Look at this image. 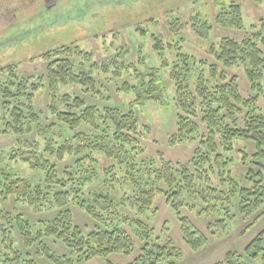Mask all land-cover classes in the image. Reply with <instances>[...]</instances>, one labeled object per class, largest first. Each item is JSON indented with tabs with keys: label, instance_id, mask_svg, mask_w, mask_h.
<instances>
[{
	"label": "trees",
	"instance_id": "trees-1",
	"mask_svg": "<svg viewBox=\"0 0 264 264\" xmlns=\"http://www.w3.org/2000/svg\"><path fill=\"white\" fill-rule=\"evenodd\" d=\"M33 1L42 5L37 12L47 9L43 0ZM220 18L222 25L243 27L240 4H230ZM177 22H172L174 31ZM198 22L202 25L193 24L194 31L208 36L211 25ZM182 41L164 48L158 38L155 48L160 53L174 50L170 78L177 130L169 143H196L186 162H173L162 152L146 156L145 133L134 110L101 109L66 90L72 84L96 85L88 72L75 71L74 56L82 54L79 47L44 53L45 76L21 77L12 65L3 70L7 73L0 76V136L10 137L13 144L0 152V199L12 197L31 205L35 213L42 207L59 210L32 221L0 207V264H87L94 258L112 264L111 254L130 256L138 250L130 264H177L182 251L170 237L156 235L147 222L158 210L153 207L157 195L175 213L193 252L209 237L184 209L196 216L217 213L221 218L206 224L212 234L225 230L236 215L257 221L264 207V107L259 103L264 96V22L240 40L222 37L211 44L207 53L213 62L184 51ZM83 54L90 59V53ZM239 68L252 91L248 96L238 76L227 72ZM157 71L149 68L140 74L137 86L125 84L124 91H139L137 102L162 99L155 96L165 91ZM42 88L50 95L46 111L36 106ZM237 139L251 142L254 151L237 148ZM22 163L47 175L33 183L18 168ZM235 163L243 166L245 185L233 175ZM59 166L64 173L60 177ZM69 203L99 224L85 232L66 207ZM49 240L68 253L58 254ZM255 261L264 264V229L242 251H229L215 264Z\"/></svg>",
	"mask_w": 264,
	"mask_h": 264
},
{
	"label": "rangeland",
	"instance_id": "rangeland-1",
	"mask_svg": "<svg viewBox=\"0 0 264 264\" xmlns=\"http://www.w3.org/2000/svg\"><path fill=\"white\" fill-rule=\"evenodd\" d=\"M46 3L48 8L37 12L42 5L38 2L34 4L33 0L26 2V5L25 0H0V76L4 78L7 67L11 65L21 77L45 76L48 61L42 57L44 53L52 51L50 53L54 54V51L65 50L68 46L69 49L77 46L82 54L74 56L75 71L88 72L96 85L92 88L72 84L66 90L101 109L134 110L145 133L146 156L162 152L173 162H186L196 143L174 146L169 143L177 130L173 101L175 86L170 78L174 50L165 49L160 53L155 48L158 38L164 48L168 43L183 39L184 51L198 59L213 62L207 53L211 44H217L222 37L240 40L254 25L264 22V0H47ZM232 3L242 7L241 29L222 25L220 21L221 13L227 11ZM13 13H17V16L9 18ZM198 19L211 25L208 36L205 31H202L203 34L194 31L195 26L202 25ZM175 20H178L174 24L176 31L172 29ZM179 24H182V29ZM140 29L145 33L142 34ZM83 52L90 53V59L84 58ZM149 68L158 70L165 91L163 95L161 91L155 94L162 99L142 98L137 102L139 91L131 89L126 92L123 87L125 84L137 86L141 80L140 74L147 73ZM5 69L6 73L3 72ZM227 72L238 76L245 96L252 94L242 68ZM49 100V93L42 88L36 96L37 108L46 111ZM259 103L264 107V96ZM12 144L10 137L0 136L1 153ZM236 146L247 147L249 153L254 151V145L244 139H237ZM18 168L25 177L33 179V183L40 176L45 178L47 175V172H34L23 163ZM232 169L233 175L245 185L243 166L235 163ZM57 171L59 177L64 174L60 166ZM0 207L22 213L32 221L52 217L59 210L55 208L49 212L42 207L40 213H35L31 205L16 202L12 197L6 201L0 199ZM66 207L72 211L75 223L85 232L99 224L73 203ZM153 207L158 210L147 222L156 235L170 237L182 251L177 264H215L229 251H242L264 229V207L257 221L254 222L253 217L245 219L236 215L227 221L225 230L213 234L206 229V224L221 218L217 213L196 216L194 212L184 209L183 213L209 237L205 246L193 252L185 242L179 220L162 195L155 197ZM250 223L252 225L247 227ZM49 241L58 254L68 253L60 243ZM138 252L130 256L114 253L109 260L112 264H130ZM87 264L107 263L102 258H94ZM254 264L261 262L255 261Z\"/></svg>",
	"mask_w": 264,
	"mask_h": 264
},
{
	"label": "flooded vegetation",
	"instance_id": "flooded-vegetation-1",
	"mask_svg": "<svg viewBox=\"0 0 264 264\" xmlns=\"http://www.w3.org/2000/svg\"><path fill=\"white\" fill-rule=\"evenodd\" d=\"M44 1V5L48 8V5L46 3L47 0H43ZM14 16L16 17L17 16V13H14Z\"/></svg>",
	"mask_w": 264,
	"mask_h": 264
}]
</instances>
